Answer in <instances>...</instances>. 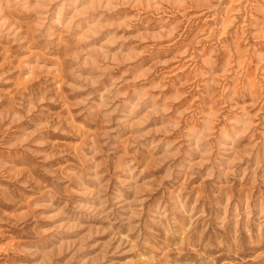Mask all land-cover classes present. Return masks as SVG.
<instances>
[{"label": "clouds", "instance_id": "obj_1", "mask_svg": "<svg viewBox=\"0 0 264 264\" xmlns=\"http://www.w3.org/2000/svg\"><path fill=\"white\" fill-rule=\"evenodd\" d=\"M0 55V264H264V0H0Z\"/></svg>", "mask_w": 264, "mask_h": 264}, {"label": "rangeland", "instance_id": "obj_2", "mask_svg": "<svg viewBox=\"0 0 264 264\" xmlns=\"http://www.w3.org/2000/svg\"><path fill=\"white\" fill-rule=\"evenodd\" d=\"M201 23H203V21H201ZM2 59H3V56L0 55V60H2ZM175 67H176L175 64H173V65L171 66L172 69H174ZM170 70H171V69H170ZM0 207H3V209H4L5 211H12V210H13V206H10V205L0 204Z\"/></svg>", "mask_w": 264, "mask_h": 264}]
</instances>
